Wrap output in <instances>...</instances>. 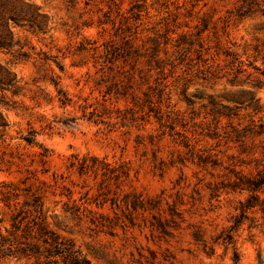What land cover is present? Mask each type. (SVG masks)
<instances>
[{
    "label": "rangeland",
    "instance_id": "374dc122",
    "mask_svg": "<svg viewBox=\"0 0 264 264\" xmlns=\"http://www.w3.org/2000/svg\"><path fill=\"white\" fill-rule=\"evenodd\" d=\"M31 2L44 16L13 25V45L0 48V67L15 76L11 85L0 83V189L37 187L35 176L55 185L56 174L57 195L45 198L48 222L92 264H235L232 248L216 245L207 255L193 234L200 230L212 245L244 195L210 201L204 188L212 178L181 142L197 146L200 125H212V102L235 106L240 91L251 90L264 105V12L239 18L231 14L239 0ZM154 50L160 60L149 63ZM127 52L128 60L120 57ZM164 85L169 94L161 106L179 114L165 135L148 107L142 111L132 101L135 96L142 106L150 93L156 104ZM32 135L42 147L25 141ZM41 153L48 155L45 164ZM76 155L106 159L108 168L125 164L130 178L81 176L69 169ZM62 185L72 199L60 195ZM133 193L142 202L163 197L160 210L134 211ZM178 195L183 204L171 214ZM66 204L80 206L81 219L66 214ZM10 218L0 203L3 230ZM235 239L238 264H264V231L241 229Z\"/></svg>",
    "mask_w": 264,
    "mask_h": 264
},
{
    "label": "trees",
    "instance_id": "16d2710c",
    "mask_svg": "<svg viewBox=\"0 0 264 264\" xmlns=\"http://www.w3.org/2000/svg\"><path fill=\"white\" fill-rule=\"evenodd\" d=\"M263 5L264 0H239L238 6L231 11V14L234 13L239 18L248 17L257 12H264ZM43 16L31 0H0V48H10L13 45V27L25 23H36ZM106 51L109 54V50ZM154 51L149 63L152 61L157 63L160 60L159 50ZM130 56L132 54L127 52L120 57L128 60ZM0 71L5 73L0 75V83L11 85L15 76L2 67ZM167 89L168 85L159 89V100L156 104L150 93L144 94L145 104L142 106L136 97L132 96L135 108L145 111V107H148V116L153 115L155 122L163 129V135L166 134V128L174 131L171 125H174V121L179 117L175 111L171 109L165 111L161 106L162 99L169 94ZM59 93L63 94L61 90ZM240 93L241 98L235 106L212 102L214 107L212 125H200L201 139L197 142V146L192 145L188 138L185 142H181L191 153L192 162L201 172H205L212 178L204 188L209 194L210 201L219 199L223 194L244 195L235 208L230 226L214 239L212 245L204 239L200 230H196L193 234L195 241L202 245L207 255L215 253L216 245L224 246L225 249L232 248L235 264H238L241 259L237 249L236 234L241 229L264 231V105L260 103L254 91L242 90ZM60 101L63 105H67L65 98L61 97ZM166 107L169 108L170 105ZM144 116L142 119L145 118ZM25 141L30 145H39L35 142L33 135L25 137ZM202 141L208 145L198 146ZM44 151L47 150L44 148ZM47 157V154L41 153L40 161L45 164ZM109 166L111 164L106 159H100L94 155L83 157L76 155L72 157L69 169L75 170L81 176L89 173H100L104 176L108 173H116L115 179L119 182L130 178V171L125 164L113 166V168H108ZM47 172L48 170H45L43 173ZM35 177L34 179L39 180L40 184L37 187L34 184H26L28 180L30 181V178H27L23 182L27 185L24 188L12 183L5 184L0 189V203L11 213L10 227L5 230L0 227V261L7 258H24L34 261L35 264H92L77 249L74 242L62 238L48 222L45 198L48 194L57 195L54 189L58 186L57 175H53L55 185ZM61 188L66 191L60 195L72 199L73 191L68 190L65 185ZM201 192L200 188L196 190L200 196ZM133 195L134 198L130 204L136 212L156 211L162 206L163 197L147 198L145 202H142L137 194L133 193ZM175 203L169 204L171 214L175 212L178 204H183L180 195L177 196ZM81 209L77 204L71 208L66 204L64 212L81 219L83 215ZM90 213L93 211L90 210ZM57 217L58 215L55 214V218ZM155 220L160 229L166 228L165 222L158 218ZM90 222L96 224L92 218Z\"/></svg>",
    "mask_w": 264,
    "mask_h": 264
}]
</instances>
